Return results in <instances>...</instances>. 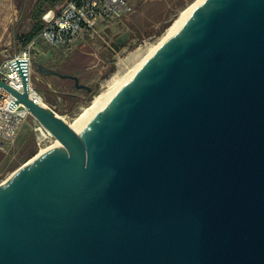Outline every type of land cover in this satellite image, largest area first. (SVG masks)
<instances>
[{"label": "water", "instance_id": "95a60500", "mask_svg": "<svg viewBox=\"0 0 264 264\" xmlns=\"http://www.w3.org/2000/svg\"><path fill=\"white\" fill-rule=\"evenodd\" d=\"M13 64L60 146L0 183V264H264V0L202 1L80 132Z\"/></svg>", "mask_w": 264, "mask_h": 264}, {"label": "rangeland", "instance_id": "374dc122", "mask_svg": "<svg viewBox=\"0 0 264 264\" xmlns=\"http://www.w3.org/2000/svg\"><path fill=\"white\" fill-rule=\"evenodd\" d=\"M34 1L24 6L25 0H17L15 13L0 8V71H3L6 61L27 47V43L24 44L25 37L34 32L42 8H47L41 0H37L36 4ZM128 1L133 6L130 15L100 25L92 34L83 36L81 32V39H77L70 47L56 49L37 42L30 51V61L33 62L30 83L33 92L67 124L73 123L93 97L105 89L106 82L113 74H124L139 62L146 55L147 48L157 44L179 14L194 0ZM124 33H128L127 42L115 49L111 43ZM37 64L61 74H76L80 83L90 87L91 91L75 88L73 82L66 78L38 72ZM40 126L28 115L14 142L0 151V183L42 151L58 147L52 135L44 133L43 136ZM34 150L35 154L30 157L29 154Z\"/></svg>", "mask_w": 264, "mask_h": 264}, {"label": "built area", "instance_id": "2783aa9c", "mask_svg": "<svg viewBox=\"0 0 264 264\" xmlns=\"http://www.w3.org/2000/svg\"><path fill=\"white\" fill-rule=\"evenodd\" d=\"M132 11L133 6L128 0H66L53 19L44 24L37 36L27 43L24 51L5 62L3 71H0V79L20 91L22 88L20 79L16 78L15 84L11 82L12 73L18 76L13 62L18 58L26 61L30 67V51L34 49L37 42H43L56 49L68 48L74 44L81 32L83 35L92 34L98 26L122 20ZM29 93L31 97L36 98L31 83ZM28 115V111L23 106L13 105V97L0 88L1 141L12 144ZM39 130L43 136H45L44 133L51 135L42 126Z\"/></svg>", "mask_w": 264, "mask_h": 264}, {"label": "bare ground", "instance_id": "6f19581e", "mask_svg": "<svg viewBox=\"0 0 264 264\" xmlns=\"http://www.w3.org/2000/svg\"><path fill=\"white\" fill-rule=\"evenodd\" d=\"M202 1L204 0H194L190 5H188L179 14L178 18L172 23V25L165 31L166 33L161 37V39L157 42V44L150 45V47L148 46L149 48H147L146 50V55L143 58H141V60L137 62L128 72L124 74L121 72H116L115 74H113L110 77V79L106 82L105 89L93 97L91 103L86 108L83 109L81 114H79L73 120V123L69 124V126L75 132H80L84 128V126L93 118V116L101 108L105 106V104L112 98V96L119 90V88L137 73V71L140 69L142 64L147 60V58L151 56L170 36H172L174 33H176L181 28L185 20L189 17V15L194 11V9ZM10 77H11V82L13 84H15L16 78L19 79L17 74H14V73H12ZM36 98H38L37 95H36ZM56 145L60 146L57 140H56ZM45 152L46 151H42L40 154L36 155L31 160H33L34 158L40 156L41 154Z\"/></svg>", "mask_w": 264, "mask_h": 264}, {"label": "crops", "instance_id": "0c3cea01", "mask_svg": "<svg viewBox=\"0 0 264 264\" xmlns=\"http://www.w3.org/2000/svg\"><path fill=\"white\" fill-rule=\"evenodd\" d=\"M4 1H8L9 4H7L6 2L4 3ZM13 1H14V3L11 2L10 0H0V8H3L4 7V11H7L8 10L9 12H11V10H12V12L15 13L17 11V8H18L16 6V1L17 0H13ZM41 1L44 2V3H46L45 5L44 4L43 5L47 7L46 9H43L42 8V11H41V13L39 15V19L38 20H40L43 23V21H42L43 16L46 13L50 12V11H53L54 12V16H55L57 14V12L59 11V9L63 6V4L65 3L66 0H41ZM30 3H32V0H25L24 6L27 5V4L29 5ZM34 3L36 4L37 3V0L34 1ZM2 13L6 14V12H2ZM43 25H44V23H43ZM77 39H81V38L78 37ZM9 145L10 144L5 143V142H3V141L0 140V151H4L5 148L8 147Z\"/></svg>", "mask_w": 264, "mask_h": 264}, {"label": "trees", "instance_id": "16d2710c", "mask_svg": "<svg viewBox=\"0 0 264 264\" xmlns=\"http://www.w3.org/2000/svg\"><path fill=\"white\" fill-rule=\"evenodd\" d=\"M42 26H43V23H42L40 20L37 19V26H36V28L34 29V32L31 33V34H29L28 36L25 37L24 44L28 43V42H29V41H30V40H31L36 34H38L39 31L41 30ZM34 154H35V150L32 151V152L29 154V156L31 157V156H33Z\"/></svg>", "mask_w": 264, "mask_h": 264}, {"label": "flooded vegetation", "instance_id": "af4514ba", "mask_svg": "<svg viewBox=\"0 0 264 264\" xmlns=\"http://www.w3.org/2000/svg\"><path fill=\"white\" fill-rule=\"evenodd\" d=\"M37 66V65H36ZM45 68H47V67H45ZM36 69H37V71L38 72H41V73H43L42 71V69H38V67H36ZM47 69H49V68H47ZM49 70H52V69H49ZM55 71V70H54ZM57 72V71H56ZM59 73V72H58ZM61 74V73H60ZM65 75V74H64ZM66 75H72V76H76L77 78H78V76L76 75V74H66ZM51 76H56V75H51ZM58 77V76H57ZM66 79H68V80H71L72 82H73V86L75 87V88H77L76 87V85H75V82H74V80L73 79H71V78H66ZM78 81H79V84H83V83H80V80H79V78H78ZM83 85H85V84H83ZM88 87V86H87ZM89 89H82V90H85V91H87V92H90L91 91V88L90 87H88Z\"/></svg>", "mask_w": 264, "mask_h": 264}]
</instances>
